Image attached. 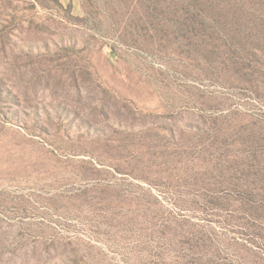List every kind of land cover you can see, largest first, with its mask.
<instances>
[{"label": "rangeland", "instance_id": "rangeland-1", "mask_svg": "<svg viewBox=\"0 0 264 264\" xmlns=\"http://www.w3.org/2000/svg\"><path fill=\"white\" fill-rule=\"evenodd\" d=\"M181 2L0 0V264H264V0Z\"/></svg>", "mask_w": 264, "mask_h": 264}, {"label": "trees", "instance_id": "trees-1", "mask_svg": "<svg viewBox=\"0 0 264 264\" xmlns=\"http://www.w3.org/2000/svg\"><path fill=\"white\" fill-rule=\"evenodd\" d=\"M185 1H188L189 3L185 4ZM170 4L174 7H178L179 3H182L181 0H169ZM204 0H184V7H179L181 9L182 15L179 14V11H174V14L172 15L173 18H175V23H179V19L183 17L182 19L185 20V22H191L189 24L199 27L203 30H205L207 27L212 26L213 34L214 36L212 37L214 40L216 39L215 37L218 38L219 34H222L221 32L223 31L224 34H226V41L230 39V35L228 34V25H229V18L227 15H225L219 7H213V6H208L204 8L203 6ZM173 7V8H174ZM203 8V9H202ZM191 9V10H190ZM195 9V11H193ZM242 17V16H239ZM189 20V21H188ZM236 24L232 23L231 25ZM217 27H220L221 31L220 32H215ZM210 28V27H209ZM243 25H240V29L237 30V32H234V36H231L230 40H234L236 46H240L244 43L246 38L242 35H244V32L242 31ZM212 34V33H211ZM234 37V38H232ZM208 39H212L207 37ZM219 40V39H218ZM256 40V39H254ZM244 47V46H243Z\"/></svg>", "mask_w": 264, "mask_h": 264}]
</instances>
